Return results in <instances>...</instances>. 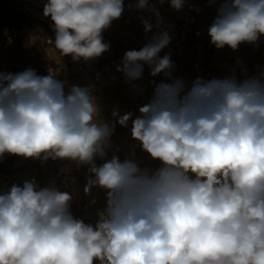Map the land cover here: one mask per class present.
<instances>
[{"label": "clouds", "instance_id": "1", "mask_svg": "<svg viewBox=\"0 0 264 264\" xmlns=\"http://www.w3.org/2000/svg\"><path fill=\"white\" fill-rule=\"evenodd\" d=\"M169 2L179 11L185 0ZM208 5L216 8L208 28L215 48L236 51L264 38V0ZM124 10V0H48L43 14L60 54L87 62L109 50L102 34ZM170 42L160 30L117 66L126 82L139 80L144 65L170 81L155 84L132 120L131 137L160 162L155 169L134 157L106 159L115 124L101 118L91 86L65 91L50 71H0V160L72 161L88 166L86 195L93 187L106 193L93 224L73 215L71 193L54 183L12 185L0 194V264H264V71L188 85L173 75L170 54L160 56Z\"/></svg>", "mask_w": 264, "mask_h": 264}, {"label": "crops", "instance_id": "2", "mask_svg": "<svg viewBox=\"0 0 264 264\" xmlns=\"http://www.w3.org/2000/svg\"><path fill=\"white\" fill-rule=\"evenodd\" d=\"M20 1L25 2L23 6L29 13L30 26L26 36H21L19 42H16V37L9 36L6 28H0V71L18 73L32 68L39 75H44L43 70L47 66H52L57 79L67 82L65 91L71 85L91 86L100 105L101 118L115 124L110 146L106 149V159H110L113 155L118 156L121 161L125 158L134 157L142 168H158L160 166L159 161L152 160L149 155H142L138 152L136 141L131 137V127L132 120L140 115L139 108L150 102L155 84L168 83V80L162 75L152 77L147 65H144L142 77L132 82H126L124 74L117 71V66L121 65L126 51L139 50L148 41L136 40L118 44L103 38L104 42L110 44V48L99 58L92 59L99 61L102 69L99 84L93 86L90 78L82 69V65L86 61L83 59L73 61L71 56H62L54 44L53 26H44L42 24L44 21L43 14L34 9H29L27 4H36L44 9L47 2L45 0ZM23 31H19L18 34H22ZM173 35L175 36V34ZM174 36L172 37L173 45L178 47L180 51H185L183 47L177 45ZM207 36L209 37V35ZM48 39H51V45L46 44ZM165 54L169 53L162 50L160 56L163 57ZM114 110L118 112L117 116H113ZM129 112L132 113V118L128 121L127 127H122L118 123V119ZM114 146L119 147V151H115ZM96 163L99 165L103 163V160L97 157ZM87 175H89L88 166H78L75 162L68 160L49 159L41 161L7 154L0 160V184L9 183L11 186L14 184L22 186L24 181H31L33 178H35L38 187H45L54 183L61 191L71 193L73 215L83 219L86 223L94 224L98 219L96 212L105 206L106 193L102 189L93 187L91 194L86 195L84 187ZM93 200L96 203L93 204Z\"/></svg>", "mask_w": 264, "mask_h": 264}, {"label": "rangeland", "instance_id": "3", "mask_svg": "<svg viewBox=\"0 0 264 264\" xmlns=\"http://www.w3.org/2000/svg\"><path fill=\"white\" fill-rule=\"evenodd\" d=\"M45 1L48 2V0ZM137 3L138 0H124V5L127 8V19L113 21L111 26L103 32V38L118 44H125L136 40L149 41L160 30L167 31L171 36V42L162 50L171 54L172 63L175 66L173 75L183 78L190 85L195 76L187 65V51H180L178 47L173 45L172 37L174 36V29L180 19L193 15L202 26L206 27L208 33V28L216 16L215 6L210 7L208 0H185L182 9L177 11L171 7L169 0H163V3L160 0H149V7L145 9L138 8L136 6ZM27 4L29 9H34L41 14L43 13L44 9L39 7V5ZM152 8H155L159 12V26H157V17L151 10ZM195 9H199V11ZM43 18L42 24L44 26L51 25L47 22L44 15ZM142 20H147L153 25L151 31H145ZM24 28V25L19 24L15 20L11 25L12 38L16 37L18 32L23 31ZM213 59L217 67V78H223L233 72L238 79L241 76H255L259 72L264 71V46L243 43L236 51L226 46L223 49H218ZM237 61H241L242 63L238 64ZM245 69L246 75L244 74ZM162 77L164 76L162 75Z\"/></svg>", "mask_w": 264, "mask_h": 264}, {"label": "built area", "instance_id": "4", "mask_svg": "<svg viewBox=\"0 0 264 264\" xmlns=\"http://www.w3.org/2000/svg\"><path fill=\"white\" fill-rule=\"evenodd\" d=\"M20 10V9H18ZM127 8L119 21L126 20ZM206 27L202 26L198 19L189 15L182 18L176 25L174 30V39L178 46L183 47L188 52V66L194 74V79L197 77H203L205 79H211L217 77V67L214 63V56L217 54L218 49L210 44V37L207 35ZM46 44H52L51 39L46 40ZM260 45L264 46V38H261ZM84 73L90 78L93 86H97L102 77V69L99 65V61L91 60L82 65ZM52 72L54 74V68L47 66L43 72L44 75ZM246 76L239 77L240 80L245 79ZM138 152L142 155H148L142 151L138 142H135ZM115 151H119V147L114 146ZM11 188L9 183L0 184V194L7 193Z\"/></svg>", "mask_w": 264, "mask_h": 264}, {"label": "trees", "instance_id": "5", "mask_svg": "<svg viewBox=\"0 0 264 264\" xmlns=\"http://www.w3.org/2000/svg\"><path fill=\"white\" fill-rule=\"evenodd\" d=\"M45 19L53 26L50 17H45ZM15 20L18 21L19 24L25 26L23 33L16 36V42H19L21 36L25 37L28 32L30 26L29 13L24 8L23 2L20 0H0V28H6L9 36H12L11 25Z\"/></svg>", "mask_w": 264, "mask_h": 264}, {"label": "bare ground", "instance_id": "6", "mask_svg": "<svg viewBox=\"0 0 264 264\" xmlns=\"http://www.w3.org/2000/svg\"><path fill=\"white\" fill-rule=\"evenodd\" d=\"M171 37V36H170Z\"/></svg>", "mask_w": 264, "mask_h": 264}]
</instances>
